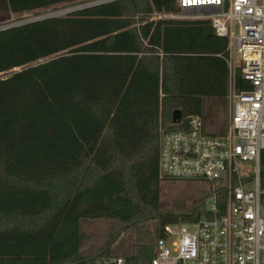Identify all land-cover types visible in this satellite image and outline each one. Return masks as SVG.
I'll return each mask as SVG.
<instances>
[{"label": "trees", "instance_id": "trees-1", "mask_svg": "<svg viewBox=\"0 0 264 264\" xmlns=\"http://www.w3.org/2000/svg\"><path fill=\"white\" fill-rule=\"evenodd\" d=\"M91 2L0 0V27ZM175 12L173 0H116L0 32V264H93L150 222L159 238L199 220L203 195L162 209L159 140L202 117L206 99L226 101L227 40L205 21L151 20ZM234 85L251 89L239 69ZM102 219L117 224L81 251L80 222Z\"/></svg>", "mask_w": 264, "mask_h": 264}, {"label": "built area", "instance_id": "built-area-1", "mask_svg": "<svg viewBox=\"0 0 264 264\" xmlns=\"http://www.w3.org/2000/svg\"><path fill=\"white\" fill-rule=\"evenodd\" d=\"M175 13L151 20L208 22L227 40L230 120L223 135L208 134L192 116L185 131L161 132L162 182L199 185L206 197L198 221L164 227L149 264H264V0H173ZM250 85L237 92L235 71ZM93 264H135L111 255Z\"/></svg>", "mask_w": 264, "mask_h": 264}, {"label": "rangeland", "instance_id": "rangeland-1", "mask_svg": "<svg viewBox=\"0 0 264 264\" xmlns=\"http://www.w3.org/2000/svg\"><path fill=\"white\" fill-rule=\"evenodd\" d=\"M100 0H92V2ZM91 2V3H92ZM73 7L50 8L44 11L43 15L65 16L69 14ZM33 13L20 16L23 20L33 18ZM19 17V16H18ZM17 17H11L16 19ZM41 60L37 64L47 62ZM203 121L207 131L223 135L228 127L230 120V104L219 99H206L203 108ZM203 195L202 188L199 185L188 182H162L159 187V199L162 209L172 210L176 208L188 209L191 205ZM117 222L111 219L102 220H83L80 222V231L83 235L81 251L88 252L102 245L110 229L115 227ZM156 222H150L145 229L130 231L120 237L114 245L111 254L115 256L136 255L141 248L149 247L151 253L156 243L155 230Z\"/></svg>", "mask_w": 264, "mask_h": 264}, {"label": "water", "instance_id": "water-1", "mask_svg": "<svg viewBox=\"0 0 264 264\" xmlns=\"http://www.w3.org/2000/svg\"><path fill=\"white\" fill-rule=\"evenodd\" d=\"M112 1H116V0H100V1H95V2H92V3H88L86 5L73 7L70 10L69 13L80 11V10H83V9H86V8H90V7H94V6H98V5L105 4V3H108V2H112ZM53 17H59V16H57V15H41V16L33 17L31 19L22 20V21H19V22H16V23H12V24H9V25L2 26V27H0V32L6 31V30H9V29H12V28L24 26V25H27V24L40 22V21H43V20H46V19H49V18H53ZM16 71H18V70H13V72H16ZM180 119H181L180 112L179 111H175L173 113V115H172V121L174 123H176V122H179Z\"/></svg>", "mask_w": 264, "mask_h": 264}, {"label": "crops", "instance_id": "crops-1", "mask_svg": "<svg viewBox=\"0 0 264 264\" xmlns=\"http://www.w3.org/2000/svg\"><path fill=\"white\" fill-rule=\"evenodd\" d=\"M204 127H205V130L207 129V127H206V125H205V122H204ZM206 132L208 133V134H212V135H215L216 133H211V132H208L207 130H206Z\"/></svg>", "mask_w": 264, "mask_h": 264}]
</instances>
